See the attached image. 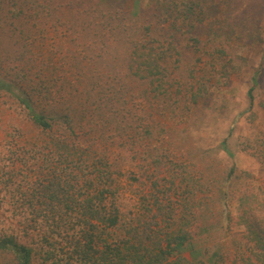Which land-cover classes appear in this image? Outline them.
<instances>
[{
  "label": "trees",
  "instance_id": "16d2710c",
  "mask_svg": "<svg viewBox=\"0 0 264 264\" xmlns=\"http://www.w3.org/2000/svg\"><path fill=\"white\" fill-rule=\"evenodd\" d=\"M127 1L0 0V35L20 61L32 65L18 80L0 78V91L17 101L37 129L51 131L61 123L76 138L51 135L49 157L41 156L47 172L40 171L18 199L60 237L57 254L47 252L40 264H264V188L240 194L237 216H226V222L243 228L242 242L220 241L212 250L200 244V212H177L181 200L173 201L167 190L185 170L177 165L182 158L163 147L165 126L157 120L155 102L183 97L190 109L208 100L215 84L229 75H219L214 67V83L199 77L206 56L199 52L191 62L185 52L186 41L204 46L203 24L209 17L215 20L216 0H154L147 7L134 0L131 12ZM219 1L226 2L222 8L228 13L236 9L235 0ZM50 31L70 45L68 51L43 44ZM208 38L215 41L212 34ZM35 48L46 50L37 65L32 63ZM186 61L190 68L184 67ZM24 82L29 91L20 85ZM254 89L252 78L248 110ZM260 107L264 111V100ZM87 125L95 138L105 126L114 127L103 140L117 150L111 164L109 156L91 155L76 142ZM255 146L259 154L252 153L264 165V137ZM221 147L230 155L225 142ZM134 160L143 163L135 167L138 176L126 178L139 188L137 202L125 196L120 181L125 165L132 167ZM150 169L155 180L148 185ZM163 170L172 177L168 188L159 184ZM113 173L119 177L112 178ZM0 255L8 264H33V249L12 232L0 233Z\"/></svg>",
  "mask_w": 264,
  "mask_h": 264
},
{
  "label": "rangeland",
  "instance_id": "374dc122",
  "mask_svg": "<svg viewBox=\"0 0 264 264\" xmlns=\"http://www.w3.org/2000/svg\"><path fill=\"white\" fill-rule=\"evenodd\" d=\"M214 3L219 6L215 9L218 14L215 20L209 17L203 24L201 39L204 46L198 44L196 48L191 41H186L188 48L185 52L193 58L191 62L198 57L199 52L206 56V67L200 71L199 77L211 78L214 83V67L219 75H229L215 84L208 100L190 109L183 97L155 102L157 120L165 126L162 133L163 147L175 151L176 159L182 158L181 164L176 163L185 170L175 180V187L167 190L173 201L176 198L181 200L177 212H200L196 230L202 232L199 237L202 248L208 246L210 250L220 241L229 246L242 242L240 232L243 228L226 222V216H237L240 194L259 192L264 188V165L252 153L256 151L259 154L255 144L264 137V111L260 107L264 100V0H235L233 8L236 9L230 13L222 8L226 6L225 1L216 0ZM152 4L154 0L142 1L144 7ZM133 7L134 0H128L126 10L131 12ZM185 30H182L184 41L188 37ZM210 34L215 37V41H210ZM1 37L0 78L18 80L21 73H26L32 65L26 66V63L20 61L17 50L11 47L12 43L5 37L4 41L1 40ZM38 38L41 39V36ZM43 44L49 48L54 44L53 49L61 48L62 54L70 48L69 44L59 42L58 36L52 31L46 35ZM33 51L32 59L35 63H32L37 65L36 61L46 54V50L35 48ZM49 55H52V51ZM230 58L232 66L227 65L232 64ZM184 67L190 68L189 61H186ZM31 70L35 72L33 68ZM182 74L186 77L185 71ZM252 78L255 79L254 103L248 110L246 91ZM208 83L211 84L210 81ZM20 85L29 91L26 82ZM138 90L140 88L135 86L132 91L136 93ZM176 100L180 102L178 108ZM174 107L175 114L172 113ZM64 126L56 123L51 131L37 129L17 101L0 91V233H15L21 242L31 247L33 264H40L47 252L57 254L60 237L52 235L48 221L34 219L30 210L21 208L18 199L21 190L26 189L40 171L47 172L41 156L45 155L44 159L49 157L48 147L51 146L48 141L51 135L69 141L76 139ZM89 129L87 125L83 132H79L76 142L82 144L91 155L109 156L108 163L111 164L118 158L114 156L117 150L113 144L104 143L103 140L105 136L112 135L114 127L105 126L97 138L94 137L96 134L88 132ZM221 142H225L230 155L222 149ZM91 144L93 146L89 147ZM142 164V161L134 160L130 165L132 167L125 165L124 176L120 178L125 196L134 202H137L135 194L138 187L135 183L130 185L126 177L131 173L138 176L139 168L135 167ZM147 174L150 185L155 180L153 169L148 170ZM169 174L165 170L159 174L161 187L171 186L172 177ZM118 177L116 173L112 174V178ZM183 205L188 208L182 210ZM8 263V257L0 255V264Z\"/></svg>",
  "mask_w": 264,
  "mask_h": 264
}]
</instances>
